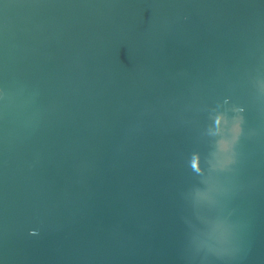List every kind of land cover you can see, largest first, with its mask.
I'll list each match as a JSON object with an SVG mask.
<instances>
[{
	"label": "water",
	"instance_id": "1",
	"mask_svg": "<svg viewBox=\"0 0 264 264\" xmlns=\"http://www.w3.org/2000/svg\"><path fill=\"white\" fill-rule=\"evenodd\" d=\"M0 262L264 264V0H0Z\"/></svg>",
	"mask_w": 264,
	"mask_h": 264
},
{
	"label": "clouds",
	"instance_id": "2",
	"mask_svg": "<svg viewBox=\"0 0 264 264\" xmlns=\"http://www.w3.org/2000/svg\"><path fill=\"white\" fill-rule=\"evenodd\" d=\"M215 128L212 131V135L217 137H223L221 140V147L219 149L220 153L229 158L230 162H233L231 157H233V145L239 139L241 132L240 122L237 120L226 121L223 114H217L215 118ZM224 126L223 128L221 126ZM29 235L36 236L38 232L32 230L29 232ZM2 264V262H0Z\"/></svg>",
	"mask_w": 264,
	"mask_h": 264
}]
</instances>
